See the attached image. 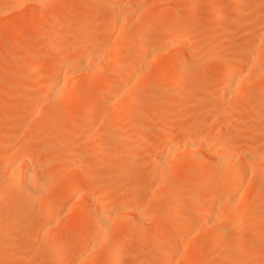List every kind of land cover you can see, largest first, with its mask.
<instances>
[{"label":"bare ground","instance_id":"6f19581e","mask_svg":"<svg viewBox=\"0 0 264 264\" xmlns=\"http://www.w3.org/2000/svg\"><path fill=\"white\" fill-rule=\"evenodd\" d=\"M49 1L52 2V0H27L26 1L29 9L32 10L33 8H36V10L38 9V12H39L36 15V17L33 16L34 18L32 17V20L31 21L29 20L30 23H27V24L33 28L36 27L39 23L42 22L40 21V17L42 19L41 12L44 11L45 12L44 15H46L47 19L49 20L45 24V30H44L43 36L44 37H48L51 35L59 36L60 31H58L57 27L51 20L52 18H54L53 16H55L54 15L55 11L53 13V11L47 10ZM161 1L159 0L157 2L160 3ZM163 1L161 2L162 4L166 3L167 6H170V7L174 6L172 7L174 10L176 9L177 3L179 0H163ZM186 1H184L185 3L183 6V9L179 12L176 9L177 11L175 10L173 12L171 11L172 13L166 12L168 14L161 13L163 15H160L159 13V15H157L158 9H155L154 11L156 12L155 17L153 16L152 18L151 15H149V13L147 14L149 16H146L144 14L147 18H145V16H144V19L142 20H140L141 17L140 19L137 18L136 21L139 19L138 22H136L134 19L135 21L134 23V21H131L133 19V16L139 17L140 14H143L144 12L146 13L145 10H150V8L152 7V2H148L151 4V5L150 4L148 5L143 0H110L108 4V8L106 10L107 19H105L106 21L104 23H101L100 25H96L95 23L92 22L91 24L88 25L87 28H85L86 27L85 24L87 22L85 23L84 21H81L80 25L76 26V28L72 29L67 34V37H65L66 35L64 36L66 39L65 41L66 43L63 41L64 42L63 46L62 45L60 46V44L53 43L51 44L50 49H46L44 46L40 45L38 48L36 47L39 51L40 49L44 51V48L47 51L46 53L38 54L37 52H33L35 50L30 49L31 45L34 44L32 42L33 40H31L30 41L31 43L28 42L27 45H24L25 48L27 49L29 48V50L33 52V53L28 52V54L26 53L29 59L25 56V51L23 49H20V50H23V54L25 56V57L24 56L21 57L20 59L22 58H24L25 60L28 59L27 63H25L27 66L26 69H29L28 72L30 73L31 71V74H32V72L36 70L38 71L40 70L39 73L38 71H36L32 75L36 76V74L38 73L36 78L35 76L34 78L35 79L40 78L41 80L34 82L35 80L33 81L32 79L34 78H32V79H29L30 82H24L25 84L21 85L20 82L22 83L23 81H27L28 79L22 81V78L26 79L25 77L27 76L25 77L19 76V78L21 79H18V81L20 82L19 84H16V86L19 89V92L21 90H20V86L18 85H21V88L23 86V88L26 89V90H23L22 88V90L24 91L22 98L25 99L26 103L27 104L33 103L35 105V107L33 108L34 110L33 121L34 122L32 121L33 125H31L30 128L27 127V130L25 129V131L22 134L24 137L18 140L19 142L12 141L13 145L11 143L12 146L11 147L9 146V148L11 149L9 151L7 150L8 153L6 154V156H1V160H0L1 162H2V159L4 160L8 157L10 158L8 159V161L10 160L11 161L9 165L7 163L8 161L6 160L5 162L4 160V162L6 163V167L8 164L9 170L8 168H6L8 171H6L5 169L6 172L2 173L0 169V172H1L0 173V229L8 228L10 230H15L17 227V222L21 219L22 215H24L22 211L19 213H14L12 215L10 213L11 212L10 207L12 205H19L22 208H27L28 210H31V208L34 207L36 203H38L40 199L42 198L44 199V203H43V207L41 208V211L39 212V218L41 221L43 220V223L47 225L46 229L41 231L43 235L42 237L43 244H46L48 240H52V241L56 240L59 237V230L62 231V229H64V227L61 229V227L59 228L57 226L58 228L55 229V231L50 230V228L53 229L54 227V226L50 227L52 220L54 219L55 216L56 217L59 216V213H57L58 211H60L61 213V210L67 206L68 209H74V211L84 212L85 210L86 212H88L87 214L88 222H89L88 226L90 224V227L86 235L81 237L77 242H74V243H71L72 241L70 237L68 236V234L65 235L61 241V244L58 247H56L55 250H53L54 254L60 255L62 253H65V252H68L70 250L77 248L80 250L78 257L76 259L77 264H89V263L102 264V261L103 260L105 261V259L107 258H109V264H117L121 258V255L119 253L120 251L119 246L126 247L132 244L133 242H139L138 250L139 251L146 250V247L143 243L144 242L147 243V241L151 239L154 240V238L156 237L155 232L152 234L150 233L149 234L148 233L134 234L133 231H136L141 225L140 218L142 217L140 216L139 208L146 206L147 209H153L155 208L156 204H154L155 202L146 203V202H142L141 200L142 206L134 207L131 205L134 202V199H132L131 200L132 203L125 202L124 204L119 205L118 207H116L115 205L116 208L111 207L112 205L110 204V198L113 194L119 193V187L118 185L113 186L112 181H111L113 180V177L110 176L109 173H107L110 169H114L113 168L114 165L112 164L113 161L108 156L110 153L102 154L100 153V151L102 150L101 146H103V144L105 145L104 143L105 139L103 138L107 137L109 139V140H106V142L111 141L113 139L108 136H110L111 134L115 132L114 127H115V123L119 121V109L120 108L121 110L126 109L137 103L138 105H140L141 103H145L146 105H151L157 102L158 103L164 102L166 103V105L167 104L171 105L172 103L171 101H174L173 100L174 98L178 99L175 96L177 92L175 94V91H174V89L178 88L176 87V83H177V86H179L180 85L179 83L182 84L181 81H183L181 80V78L186 79L185 76H189L193 72V71L191 72V69L185 70V65L189 63L192 66L198 65V61L195 60L192 55L194 51L191 52L190 50V51L184 52L186 51V48L189 47V45L186 44V41L184 40L183 41L185 45H188V47H185L183 42L181 43V39L186 40L185 38L186 33L182 27H178V28L174 27L171 29L163 30L161 32H157L158 33L157 37H155V39L156 38L157 39L156 40L154 39V41L152 37H149L147 35V32L152 31L155 23L161 22V20L165 21V19L169 18L170 14L171 16L177 15L179 18L186 21V24L191 27L201 26L199 22V17L197 16V13L201 12L200 6L194 3L193 1L191 2V0L190 1L186 0ZM22 2H25V1L23 0ZM17 3L19 5L21 2H17ZM147 5L150 6L149 9L147 8L148 7ZM14 6L15 5L7 6V7L5 6L0 7V16H2V14L7 13L9 11L8 8L9 9L14 8ZM153 7L155 6L153 5ZM161 8L162 7L160 6L159 9ZM225 17H226L225 12H219L217 11V9H212V13L208 16V20L209 21H216V20L223 21L225 20ZM130 21L133 22L134 24L130 23ZM129 23L131 25H135L134 29L136 30V33L134 32V30L128 29L129 27H131ZM27 24L26 25L19 24L18 25L19 30L21 31V30L27 29ZM234 24H238V22L234 21L232 25ZM127 29L130 31H133L134 34H136L132 36L133 32L130 33L129 31L130 35L133 37V38L128 37L129 39H132L131 42L128 40L129 43L126 41L127 38L125 37L127 36V34L124 36V32H126ZM71 40H72V43H70ZM259 43L261 44L263 43V41L262 42L260 41ZM70 44L71 46L69 47ZM157 44L159 45V47L161 45H162L161 47L165 46V49L167 48L165 52L166 51L168 53L170 51L172 53L178 52L180 53V55L175 60L173 61L170 60V62L168 61L166 62L167 58L162 57L165 55V52L163 51L164 48H162V50H159L161 52L163 51L164 53L163 52L158 53V51L155 50V47H157L156 46ZM28 45L30 46L28 47ZM261 47H257L256 48L257 51L255 50V52H251V53H247V52L245 53V51L243 52L241 51V49H239L234 54V56L229 60V64L227 68L226 69L225 67L223 68L221 76H220L219 84H218V87H216V90L211 89L212 93L209 92L210 89L207 90L208 92L206 93L207 94L210 93L208 94V96H210L209 99L204 101V99H206L207 96L204 97L203 93L201 95H196L195 97H192V98H191L192 94L189 95L190 96L189 100L191 99V102H193V104L194 102H196L197 104L196 106L197 109L195 107V110L191 114L190 117L186 116L189 113L185 114L184 112L181 115L180 113H178V111L180 112V110H182L180 108L181 105L182 107L185 106L183 105L184 103L183 101L185 98L184 99L181 98V101L178 103V105L179 104L181 105L179 106L177 105V101L179 99L175 101L174 103V105L176 104L175 107L177 108L179 107L180 110L178 108V111H177L174 106H173L174 109L172 108L170 110V107L168 106L169 110L166 109L161 113L159 119H157L155 127L153 126L151 127L150 125H148V123L146 122V118L148 119V117L147 115H145L146 118L144 119V114H142L143 112H140V114L138 113L139 115L137 114V116L143 115L142 116L143 118L140 119V117L135 116L134 119L137 117L136 119L138 121H136L135 119V121L131 123V126L133 125L134 128L136 127L137 131L133 130V128H131L132 130L130 128L129 129L131 130V132L133 131V133H139V134H136L137 136H139L138 137L139 140L140 138L144 136H148L149 138L163 139L161 144L157 146V148L154 150L155 157H153V159H155L157 163L161 165L171 163V166L172 164L175 163L174 164L175 166L177 161L181 160L180 156L181 155L184 156V157L181 156L183 157V160H182L183 162L181 161L180 165H181V168L183 165L182 169H184L185 167L186 171H181L179 164L177 166L179 167L178 169L168 168L167 166L166 167L167 169L164 167L165 169L160 171L159 176L156 175L158 176V178L160 177L158 180L154 175L157 174L158 172L157 169L159 170V167L154 169V172L152 174L154 178L158 180L159 184H160L159 181L161 178L163 179V181L164 180L170 181L171 178L172 180L173 178L174 180H176L178 178H181L187 175L191 171L195 173L194 181L185 183V185L183 186H177L174 180H173L174 185H170L169 181H167V183L165 184L168 195L172 190H175V188L178 190V195L173 201V206H172L173 209H177L183 204L187 203L181 196L182 194H184L186 190L192 191L194 196L191 198L190 202L188 201V204L191 207V212H189L188 215H174L170 221L169 232L165 230H161L160 232H156V233H159L158 239L160 243L164 242L165 237L169 233L171 237V242L169 245L168 253L169 252L173 253L174 251L176 252V250H179L178 247L182 242L184 243L186 242L187 244L188 243L190 244L194 236L198 233H200V237L204 239L205 241L204 244L208 243V245H205L202 247V245L200 244L199 252L197 251L196 253L194 252L193 255L195 254L196 255L193 256L192 258L190 257L192 256V254L187 255V256L182 255V257H184V259L186 260H183L181 256L178 257V253L174 254L175 252L173 253L174 255L172 254L173 256L170 255V253L164 254L163 256L165 257L163 258V261L161 262V264H183V261H186V264H207V263L213 264L214 263L213 261H215V259L210 263L209 262L204 263L206 260H208L209 258L208 256L211 254V253L209 254V246L211 247V245H213V242H215L216 240H221V239L223 240L226 237L237 239L242 236H246L249 232L250 226H248V223H247L249 220V217L247 216L248 218L247 219L246 216H244L245 212L243 213V211L244 210L247 211L246 209H249V207L247 206L248 207L247 208L244 205L248 204L247 202L251 201L250 200L251 198H252V201L254 202L260 201L262 200V198H264V188H263L264 186V152L261 150L262 152L260 151L259 153H251L254 151H250V150L256 148L255 146H252L253 142L252 144H249L246 142H240V144L238 143L235 145H232L229 142L232 146L242 145V147L240 148L237 147L238 151L236 150V148L232 150L234 147L232 148V146L230 147L228 143L226 144V139H225L226 137H222L219 134L221 133V131L226 130L225 125H227V123L224 120L225 115L229 114L231 111H233V114H234L233 116L235 118L240 117L242 114L244 115V112H245L244 109H243L244 111L242 110L243 111L242 114L239 113L241 111L233 110V105H236L243 98H246L247 100L249 99L247 101L248 104H251L253 101H255L254 104L251 105L252 107H249V105L246 104L249 107V109L253 108V105L255 106L256 102L257 104L260 103L259 106L261 105L260 107H263L261 111H263V114H264V86H262L261 83L257 81L258 84L252 90L251 88L253 86L251 87L249 85L250 86L249 87L247 86V83L246 84L243 83L244 81H246L247 78H249V80H252V77L254 74H255V77H259L258 75H264V48H263L264 46L262 47L263 49ZM31 48H35V47H31ZM9 49L13 50L12 48H9ZM14 49L16 52L17 48L14 47ZM180 49H181V52L183 49L184 54L183 53L181 54ZM3 50H0V52H2ZM161 54H164V55H161ZM16 56H17V53H12L10 55V59L13 60L16 58ZM18 59L19 58L17 57V60ZM9 60H7V62ZM152 62H154V64ZM151 63H152V66L154 65L153 66L154 68L150 66ZM25 64H22V65H25ZM12 65L13 63L11 64V66ZM162 66H164L163 69L165 70H160ZM2 68L3 70L7 71V75L12 76V74H8V70L6 69L7 67L6 68L2 67ZM44 70L47 71L45 75L43 74ZM162 71H165V74H167L166 76L168 80L170 78L168 77L169 76L168 74L171 73L173 75V76L171 75L172 78H170L171 80H169L170 81L169 83H171V85L162 88L159 93L157 92V90L155 91L154 89L155 92L153 95L148 94V95H151L150 97L145 96L148 92H146V94L144 93L145 95H143L142 92L147 91L144 88L145 86L143 87L142 86L143 84H141L143 83L142 81H144L145 79H142L143 78L142 77L140 78L142 81H140L139 77L142 75H144V78L148 77L149 75L145 76V74L149 72L153 73L154 76H158V75H161V73H163ZM12 72L10 71V73ZM1 73L4 75L5 78L6 77L7 79L9 77L11 78V76L8 77L7 75L4 74L3 71L0 70V74ZM29 73H27V75H29ZM100 74L101 75L103 74L104 76L108 75V77H105L102 79V82L100 81L103 86L102 87L103 89L101 88L100 90H98V89L91 88V87H94L92 85L97 84L100 80L99 77H97V79H91V78H94V76H98ZM81 75L82 77H80ZM250 75L252 76L251 78H250ZM29 76L28 78H30ZM89 76H91V78H89ZM163 76H160V77L162 78ZM160 77L159 79H161ZM9 79L7 80L8 82H9ZM163 79L165 78L163 77ZM31 80L33 82H31ZM168 80H166V82ZM155 81H158V78H155ZM162 81L165 82V80H161V82ZM135 82H136V86H138L137 84L139 85L141 84V86L135 87L134 85ZM73 83H75L76 85H74ZM152 84L154 83L152 82ZM157 84H159V82ZM242 84L243 85L245 84V85L241 87ZM16 86L15 88L17 89ZM79 86L80 87L82 86L81 89L79 88ZM76 87H78V92H79V89L81 91V94H79L80 96L78 95L80 99L78 98L77 100H76V95H75L77 91ZM146 87L149 88V86H146ZM173 87H176V88L173 89ZM239 87H240V91L238 89ZM74 88L76 89L75 91H74ZM140 88L144 91H140L141 90ZM151 90L149 89V91ZM181 91L182 90H180V92ZM8 92H9V89L7 88L6 93ZM21 92L20 94L22 95ZM72 92H75V93L72 95ZM183 92L187 93V89L185 91H182L181 93ZM186 93L185 94L183 93V95L185 96ZM72 96H75V98ZM223 96L224 97L227 96L228 98H230L231 105L229 104L228 107H225V104L223 102H222L223 104H220V105L217 104L216 99L219 97H223ZM14 99H17V97ZM189 100H188V103L186 102L187 104L191 103L189 102ZM208 100H209L208 102L209 104L206 106L205 104H207ZM104 103L106 105V108L107 107L108 108L105 111V113L102 114L100 117H98L100 115L99 114L96 117L98 120L95 121L92 118V116L94 115L96 110H98L99 107L100 109L104 107L103 106ZM120 104H121V107H119L118 109V105ZM141 106L143 107V105ZM79 107L85 108V116L82 119V121L86 126L85 127V129L87 130V131L85 130L86 133L88 134L89 130H93L92 128H95L94 131H96L95 135H97L98 141L94 138L95 136H93L94 135L93 132H91V134L93 133V135H90V137L92 136L93 140H96L95 148H94L95 150L94 151L92 150V153H90V155L88 154L89 156H87L86 153H84L85 149L83 148L80 149L82 145L78 144V140L76 141L73 138L76 141V145H75L74 143L75 141L72 138L67 140L68 136L64 135V137L68 141L67 143H69V145L71 144V146H69L70 148L68 147L67 149H71V152H70L71 154L75 153L73 154V156L75 155L74 156L75 158H73L74 161L72 159L73 162L71 164V168L72 170L77 172V174L76 176H73L68 180L67 184H69V186L71 187L68 192L64 194L48 193L49 186L54 181V175L53 173H50V174L43 173V175H39L40 174L39 170L40 168H42V166L43 167L45 166L46 160L44 162V160H42L39 156H36L37 151L36 153H34L33 145L39 142L41 146L43 145L42 146L43 148L57 147L56 144L58 145L59 141L54 139L55 137V136L53 137L54 133L58 132L59 134V132L61 131L63 135V132L65 133L68 127L71 128V125L73 123V122L71 123V120L74 118L75 115H77L76 111H78ZM50 111H54V112L56 111L58 113L59 112L61 113L62 111L71 112V114L68 115L69 117H67L68 119H70V123H71L70 126H67L65 128L66 125L65 126H63L64 124L61 125V123L63 122H60L59 125L58 123H56L58 126L61 125L60 127H56V126L52 127L53 124L56 125L53 122L50 124L52 125L51 128H48L50 126L49 124H45L44 126L45 115L46 113ZM102 112L103 111H101V113ZM258 112L260 111L258 110ZM184 114H185V117L183 116ZM210 114H214L215 116L219 115L223 119H218L220 122L218 123V120H217V122L214 124L216 126L215 129L217 128L218 133L215 130L216 135L213 136L212 134L211 137L208 138V137L203 136L204 134L202 133V130L200 131V129H202V126H205V125H202L203 123H205L202 117L204 118L205 116H208ZM258 114L261 115L262 113H257V115ZM262 115H261V118L262 117L264 118V115L263 116ZM219 116H217V118H220ZM246 116H244V118H247ZM250 116L246 119L247 121L252 119ZM252 120L256 121L257 119L254 118ZM95 122H96V125H94ZM46 125H49V126L46 127ZM96 126H97V129H96ZM124 126H126V124ZM124 126L123 127L120 126V127L124 129ZM71 129L73 130V128ZM112 130H114V132ZM2 131L4 132L3 129ZM198 131H200L201 133L198 134ZM66 132L69 133V130H67ZM129 132H130L129 130L128 132L125 131L124 135L125 133H128V138L130 137L128 140L130 142V139H131V143H132L133 140L136 139V137H134L132 140L133 133H131L132 135H130ZM86 133H82V134L86 136L85 135ZM58 134H56V136ZM177 134L180 135V139H181L179 144L175 143L176 140H180ZM200 134L202 135V137ZM121 136H122V132H121L120 137ZM174 136L178 137V139L172 142V138ZM57 138L61 139V142H62V143H59V145L65 144L63 143L65 139L62 141L63 138L59 136ZM126 138L127 136L125 135L124 139ZM240 138H243L242 141L244 140L246 141L248 138L251 139L248 136L247 138L246 136L245 137L243 136ZM117 139H119L118 140L119 142L121 138L117 137L113 141L115 142ZM69 140L73 142L71 143ZM128 140L125 141V143L128 142ZM239 141H241V139ZM114 142L111 141L109 143V147L107 146V148H110L109 150L111 151V153L116 154L117 153L116 148H118L117 145H119L121 150L120 149L118 150V154L121 155L123 153L122 155L129 156V155L136 154V152L134 151H135V148L137 150V147H139L138 143L140 141L136 142L135 140L134 144L132 143L133 145L129 147L125 143L115 144ZM67 143L64 145L65 149H66ZM121 145H124V146L126 145L130 149L123 150L124 148L121 147ZM228 145L229 147H227ZM181 147L184 150L188 151L186 152L187 155L189 154L187 158H186V155H184L185 153L181 154V151L183 150L179 152ZM98 148H101L99 153L97 150ZM77 149L80 151H78ZM56 150H57L56 153L53 151L55 154H57L58 152V149ZM72 150H75V152ZM197 150L198 151L200 150L203 152L205 156L203 160L198 159L199 156L197 155L198 152L196 153ZM178 154H181V155L179 156ZM195 155L198 157H195ZM54 156L55 155H53L52 158ZM89 158H90V161L94 160L93 162L95 163V167L92 170L90 167V170H87V171L89 172L94 171L95 173L96 171H102L104 173V176L100 180L98 179L99 177L98 178L96 177V179L99 181L93 182V183H85L82 178V177H89L91 172L85 173V175L80 174V172L83 171V167L85 165L84 163L86 159L89 160ZM91 158H93V160H91ZM53 160H55L56 162V159H53ZM51 164H53V162ZM4 165L5 164H3V166ZM55 169L57 168H54L52 170L55 171ZM78 173L80 174L79 176H78ZM93 174L91 175V177H89L90 179H92V181L93 179H95V178H92ZM223 178H227L228 180H225V179L223 180ZM211 179H215V182L211 183L210 182ZM254 180H258L257 184L255 183L256 181L254 182ZM158 183L155 182V185ZM162 185H161L162 190H165L164 185L163 186ZM153 186H154V183H153ZM81 187L85 191L87 190L89 192L88 198L87 199L85 198L86 200L83 202H79L78 198H82L83 200L84 197L83 196L81 197V195H83L82 191L84 190H81V194L76 193V192H80L79 189L77 188H81ZM199 192H205L206 196L203 198H198L196 194ZM75 194L79 196L77 197ZM74 195H75V199H73ZM72 200H74V203L70 204ZM115 201L117 202V200ZM221 204H224L223 206L230 204L231 207L229 205L228 206L232 209V213H225V211L221 212V209H220L222 207ZM254 204L252 203L251 204L252 206L249 205L252 208L249 209L248 211L251 213L250 217L254 221L252 223L254 224V226L252 227L253 231H255L257 234H260L261 232L264 231V205H259L258 211H257L258 205H256L255 214H253L250 210L253 209ZM241 205H243L242 206L243 208H241ZM260 206L261 207L263 206V207L261 208ZM165 209L166 207L164 208V210ZM241 211L243 214H241ZM248 211L246 212L248 213L246 215H249ZM138 212H139V215H138ZM164 213H163V216L161 217V220L165 222L167 221V216ZM128 214L130 216L134 214L135 218H133L132 221H129L130 219L129 220L126 219L127 220L126 221L124 220V218L123 219L120 218V216L130 217L128 216ZM242 215L246 219L245 221L243 220L244 218L242 219ZM54 220L52 223H54ZM196 226H198V228L196 229V233H195ZM120 228L122 231L121 232L117 231V229H120ZM37 237L38 235L35 236L36 239ZM35 238H34V241H35ZM38 239L37 241L39 242ZM5 242L3 239H0V246L5 247V244H6ZM91 242L94 243L95 246H97L96 243L98 244L101 243L100 245L103 247V252H104L102 255L103 257H99L96 255L94 259V256H93L94 254H93L92 255L93 259H91V255H90L91 248L95 247L94 245L93 247H90ZM44 246H45L43 247L44 251H42V253L45 252V250L52 251L50 245H49V249H47L46 245ZM260 249L262 250V248ZM2 250L4 251V248ZM216 251L217 249L214 251V255ZM219 251L221 250L219 249ZM26 252L28 255L31 251L30 252L26 251ZM222 253H223V256L221 255ZM222 253H220V256L222 257L221 258L219 257L220 259L216 258V261L214 264H229L230 263L229 257H225L226 254H224V252ZM54 254L50 253L47 255L51 256ZM23 255H26V254H23ZM44 255H46V252L42 256ZM175 255H177V257L179 258L178 259L179 261H177L176 259L174 261V258H176ZM96 257L98 259L101 258V260H98V259L96 260ZM232 257H234V255ZM261 257H259V259ZM42 258L47 259L45 256ZM187 258H189V260ZM240 258L241 260H243L242 256ZM45 259H44V263H47L48 261L47 264H51L49 263V260H45ZM49 259L51 258L49 257ZM5 260L7 259L5 258ZM251 260L249 262L251 264L254 263ZM180 261L181 263H179ZM235 261H237L236 258H235ZM6 262H4L3 264H5ZM254 264H256V262Z\"/></svg>","mask_w":264,"mask_h":264},{"label":"rangeland","instance_id":"374dc122","mask_svg":"<svg viewBox=\"0 0 264 264\" xmlns=\"http://www.w3.org/2000/svg\"><path fill=\"white\" fill-rule=\"evenodd\" d=\"M22 1L23 0H8V1L7 0H0V7H4V6L7 7V6H11V5L16 6V7L14 6V8H10V9L8 8L9 11L7 13L4 12L5 14H2V16H0V48H1L0 50L5 49L2 52H0V70L3 71L5 75H7V71L3 70V68H2V67H5V68L7 67L6 69L8 70V74H12V76L7 75L8 77L11 76V78L9 77L10 79L8 78L9 82L7 81L8 80L7 77L5 78L2 73L0 74V75H2V76H0V78H1V80H0V106L3 108L2 109L0 107V110H1V112H0V160H1V156H6L8 151L11 149V148H9V146L11 147L13 145L14 141L19 142L18 140H20L21 138L24 137L22 134L25 131V129L27 130V127L30 128L34 122L33 121V118H34L33 108L35 107V105L33 103L27 104L25 99L22 98L23 94H24L23 90H26V89L23 88V86H22V88H23V90H22L21 85L25 84L24 82H30L29 79H32L35 76V75L33 76L32 74H34L38 70L32 72V74H31V71L29 73L28 72L29 69H26L27 66L25 63H27V60L29 59L27 57L28 55H26V53L28 54V52H32V51L29 50V48L28 49L25 48L24 45H27L28 42L31 43L30 41L33 40L32 42L34 44L32 43L33 45H31V47H35V48L30 47V49L35 50L33 52H37L38 54L46 53L47 50H45V48L50 49L51 44H53V43L60 44V46L61 45L63 46L64 42L66 41L65 37H67V34L72 29L76 28V26L80 25L81 21H84L85 23L87 22L85 24V26H86L85 28H87L88 25L91 24L92 22L95 23L96 25H100L101 23H104L106 21L105 19H107L106 10L108 8V4H109L110 0H52V2L49 1L47 10L53 11V13L55 11V13H54L55 16H53L54 18H52L51 20L55 24V26L57 27L58 31H60V32H59V36L51 35L48 37L43 36L44 30H45V24L49 20V19H47V16L44 15L45 12L44 11L41 12L42 19L40 17V21H42V22L33 28L30 25H28L27 23H30L29 20L31 21L33 16L36 17V15L39 13L38 9L37 10H36V8H33L34 10L29 9V7L27 6V3H26L27 0H24L25 2H22ZM143 1L146 2V4H148V5L150 4L148 2H152V7L150 8V10H145L146 13L143 11L144 13L140 14L139 17L133 16V19L131 21H134V19L136 21V19L137 18L140 19V17H141L140 20H142V19H144L145 15L146 16L151 15V17L153 18V16L154 17L156 16V14H155L156 12H154L155 9H158L157 15H159V13H160V15H163L161 13L168 14L166 12L170 13L171 11L173 12L174 10L175 11L178 10V12H179L183 9L184 3H185L184 1H186V0H179L178 1L177 7H176L177 10L176 9L173 10L172 7H174V6L170 7V6H167L166 3L162 4L161 2L163 0L162 1L160 0L161 4L159 2H157L159 0H148V1L143 0ZM192 1L194 3H196L197 5H199L201 8V12L197 13V16L199 17V22H200L201 26L191 27V26L186 24V21L179 18L177 15L171 16V14H170L169 18L165 19V21L161 20V22L155 23L154 28L152 29L151 32H147V35L149 37H152V39L154 41L155 37H157V34H158L157 32H161L163 30L171 29L174 27L175 28L182 27L186 33V36H185L186 40L181 39V43L182 42L184 43V41H186V44L189 45V47H188V45H185V43H184L185 47H188V48H186V51H184V52H187L190 50H191V52L194 51L192 53V55H193L194 59L198 61V65L192 66V65H190V63L185 65V70L191 69V72L192 71L193 72L191 73V75L185 76L186 79L181 78V80H183L184 82L181 81L182 84L179 83L180 88H179V86H177V83H176V87H178V88L173 87V89L176 88V89H174L175 94L177 92V94H179L180 96L176 94L175 96L179 100L174 98L173 99L174 101H171L172 102L171 105H168V104L166 105V103H164V102H162V103L157 102V103L151 104V105H146L145 103H141V104L139 103L140 105H138V103H137V104L130 106L129 108L122 109V110H121V108L119 109V107H121V104L118 105L119 121L117 123H115V127H114L115 132H114V130H112L114 133L113 134L110 133L111 135L108 136L110 138H113L111 140L112 142H114L113 140H115L117 137L121 138L120 139L121 142L120 141L118 142L119 139H117L114 142L115 144H117V143L123 144V143H125V141H127L130 138V137L128 138V133H125L127 138L124 139V137H125L124 132L125 131L128 132V130H129L130 135H132L131 133H133V131L131 132V130H132L131 128H133V130H136V127L134 128L133 125L131 126V123H133L137 117H140V119L143 118L142 117L143 115L137 116V114L138 113L140 114V112H143L142 114H144V119L146 118L145 115H147L148 119L146 118V122L148 123V125H150L151 127L152 126L155 127L157 119H159L161 113L164 110H166V109L169 110V107H170V110L172 108L174 109V107L176 106V104L174 105L175 101L178 100L177 101V105H178V103L181 101V98L182 99L185 98L184 101L182 100L185 103V104L183 103V105H185V106L182 107V105L179 104V105H181L180 108L182 110H180L179 107L178 108H179L180 112L178 111L177 107H175V109L178 111V113H180V115L183 114L184 112H185V114L189 113L186 116L190 117L191 114L194 112L197 104H196V102H194V104H193V102H191V99L189 100V98H190L189 95L194 94L193 96L191 95V98H192V97H195L196 95H201L203 93L204 97H206V96L208 97V98L206 97V99H204V101H206L207 99L210 98V96H208V94L212 93V90H216V87H218L220 76H221L223 68L224 67H225V69L227 68V66L229 64V60L234 56V54L239 49H241V51H243V52L245 51V53L246 52L251 53V52H255L257 47H261V46L263 47L264 46V31H263L264 30V0H191V2ZM10 2H12V3H10ZM17 2H21V3L18 5ZM153 5L155 7H153ZM156 5H158V6H156ZM160 6L162 7L161 9H159ZM149 7L150 6H148L147 8L149 9ZM212 9H217V11H219V12H225V14H226L225 20H223V21H219V20L209 21L208 16L212 13ZM148 13H149V15H147ZM146 16H145V18H147ZM139 19L136 22H138ZM131 21H130V23H133ZM135 21H134V23H135ZM234 21L238 22V24L232 25V23ZM19 24H25V25L27 24V29L20 31L19 26H18ZM130 26L131 27H129L128 29H132L136 33V30L134 29L135 25L130 24ZM59 27H60V29H59ZM128 29L126 32H124V36L127 34V36H125L127 39L126 38L125 39L129 43V41L130 42L132 41V39H129V38H131L133 35H136V34H134L133 31H130ZM129 31H130V33L133 32L132 36L130 35ZM62 35H63V37H62ZM260 41L261 42L263 41V43L260 44L259 43ZM70 43H72V40L70 41ZM40 45L45 47L44 51L42 49H40V51L37 49ZM117 45H119V44H117ZM29 46L30 45H28V47ZM70 46H71V44L69 45V47ZM156 46L157 47H155V50H157L158 53L161 52L159 50H162V48H164V50H163L164 52L167 49V48L165 49V46L161 47L162 45L160 46L161 48L159 47L158 44ZM14 47L17 48L16 52H15ZM9 48H12L14 51L10 50ZM156 48H158V49H156ZM20 49H23L25 51V56L28 58L27 60H25L24 58H22L24 61L22 59H20L21 57L24 56L23 50H20ZM166 52H165V55L161 54V55H164L162 57L167 58L166 62L167 61L170 62V60L173 61L180 55V53H178V52L177 53H172L171 51H170L171 53L170 52L166 53ZM180 52H181V49H180ZM184 52L182 49L181 54L182 53L184 54ZM12 53H17L16 58L13 60L10 59V55ZM158 53H157V55H158ZM159 56H160V54H159ZM17 57L19 58L18 60H17ZM9 59L11 60V62ZM7 60H9V61L7 62ZM10 63L11 64L13 63V65L11 66ZM152 63L154 64V62H152ZM152 63L150 66H152ZM22 64H25V65H22ZM21 65L23 68L21 67ZM153 66H152V68H154ZM163 68H164V66H162L160 70H165ZM10 71L11 72L13 71V72L10 73ZM39 72H40V70L38 71V73ZM162 72L163 73L159 72V73H161V75H158V76H154L153 73L149 72V73L145 74V76L149 75L148 77L144 78V75L139 77V79L142 77H143L142 79H145L144 81H142L140 79V81L143 82V83H141V84H143L142 86L143 87L145 86L144 88H145V90H147L145 92H142L143 95H145L146 92H148L145 96L150 97L151 95H148V94L153 95L156 90L159 93L162 88L171 85V83H169L170 82L169 80H171L170 78H172L173 75L171 73H169L168 77H170V78L168 80L167 76H166L167 74H165V71H162ZM27 73H29L30 76L27 75ZM45 73H47V71L44 70L43 74L45 75ZM37 74H36V76H37ZM103 74L102 75L100 74L98 76H94V78H91V76H89V78H91V79H97V77H99V79H100L99 82L95 85H92L94 87H91V88L100 90L103 87L101 84L102 79L105 77H108V75L104 76ZM251 75H250V78L252 77ZM19 76H21V77L27 76V77H25L26 79L22 78V81L27 80V79L28 80L23 81L21 83L20 81H18V79H21V78H19ZM28 76L30 78H28ZM36 76H35V78H36ZM160 76H163L165 79H163V77L161 78ZM256 76H257V74H256ZM258 76L259 77H255V74H254L252 77V80H249V78H247L246 81H244L243 83H245V84L247 83V86H249V85L251 87L253 86L251 88L252 90L258 84L257 81L259 83H261L262 86H264V75H258ZM80 77H82V75ZM159 77L161 79H159ZM4 78L6 81L4 80ZM35 78L32 79L33 81L35 80L34 82L41 80L40 78H37V79H35ZM155 78H158V81H155ZM10 80H11V82H10ZM32 80H31V82H33ZM161 80H165V82H163V81L161 82ZM166 80H168V81L166 82ZM151 81L154 84H152ZM250 81H252V82H250ZM19 82L21 85H18V86H20V90L22 91V92L21 91L20 92L22 93V95L20 94L19 89L16 86V84H19ZM136 82L134 84L135 87L141 86V84L140 85L137 84L138 86H136ZM158 82L160 85L157 84ZM75 83H73V84L76 85ZM162 83H164V84H162ZM9 84H11V85H9ZM12 84H13V86H12ZM244 85L242 84L241 87H243ZM11 86H12V88H11ZM15 86L17 87L18 90L15 88ZM146 86H149V88H147ZM172 86H174V85H172ZM81 87L79 86L80 89H81ZM187 87H189V88H187ZM5 88L6 89L8 88L10 93L9 92L6 93ZM76 88H77L76 93L72 92V95L75 93L76 100H77L80 96L79 94H81V91L79 89V92H78V87H76ZM149 89L150 90L152 89L153 91L152 90L151 91L153 93L151 91H149ZM154 89H155V91H154ZM186 89H187V93L183 92L184 94L186 93V95L184 96L183 93H181V92L185 91ZM192 89H194V90H192ZM208 89H210L209 90L210 93L207 94L206 92H208L207 91ZM238 89L240 91V87ZM238 89H237V91H238ZM75 90L76 89L74 88V91ZM180 90H182V91L180 92ZM140 91H144V90L141 89ZM2 94H3V96H2ZM181 94L184 97H182ZM18 96L19 97L21 96V97L19 98ZM7 97H8V99H7ZM16 97H17V99H14ZM72 97L75 98V96H72ZM219 98L216 99L218 105L224 103L225 107L229 106L230 98H228L227 96H225V97L223 96V97H219ZM188 100L191 103L187 104ZM248 100L246 98H243L236 105H233V110L234 111H241V112H239L241 114L244 110H245V112L247 109L248 110H247L246 114L244 112V115L242 114L240 117H237V118H235L233 116L234 115L233 111H231L229 114L225 115L224 120L228 126L225 125L226 130L221 131V133L219 135L222 137H226L225 138L226 144L228 143L230 145V147L232 145H235L238 143L240 144V142H246L249 144H252V142H253L252 146H255L256 148L251 149L250 151H254L251 153H259L261 150L264 152V144H262V143H264V118L263 117L261 118V115L263 114V111H261V109L263 107H260L261 106V105L259 106L260 103L257 104V102H256L255 106L253 105V108L249 109V107H252L251 105L254 104L255 101H253L251 104H248L247 103ZM208 102H209V100L207 101V104H205V103L204 104L207 106L209 104ZM246 104L249 105V107ZM141 105H143V107ZM190 105H191V107H190ZM257 105H258V107H257ZM103 106L104 107H102V109H100V107H99L98 110H96V112L92 116V118L95 121L98 120L96 117L99 114L100 115L98 117H100L102 114H104L105 111L107 110L108 107L106 108L105 103L103 104ZM83 108L79 107L78 111H76L77 115H75L74 118L71 120V123L73 122L71 125V128H73L74 131L70 127H68V128H70V129L67 128V130H69V133L66 132L67 130L65 131V133L63 132V135H62L61 131L59 132V134H58V132H55L58 135L56 136V134L54 133L53 137L55 136L54 139L58 140L59 143H62V142H61V139L57 138L58 136L63 138L62 141L65 139L63 142L65 144L68 142L67 140L70 138H72V139L74 138L76 141L78 140V144L82 145L81 148L80 147L79 148L85 149L84 153H86V155L89 156L90 153H92V150L93 151L95 150L94 149L95 143H96V140L98 141V139H97V135H95V132H96V131H94L95 128H92L93 130H89L88 134L86 133V131H87L85 129L86 126L82 121V119L85 116V108L84 109ZM196 109H197V107H196ZM252 109H254V110H252ZM258 110L260 112H258ZM101 111H103V112L101 113ZM50 112L46 113V115H45L44 126H45V124L50 125L52 122L55 124L58 123V125L60 122H63V123H61V125L62 124H64L63 126L66 125L65 128L67 126H70V124H71L70 119H68L67 117H69L68 115H70L71 112H69V111H62L61 113L60 112L58 113L56 111L55 112L50 111ZM257 113H262V114L257 115ZM185 114L183 115L184 117H185ZM135 116H137V117L134 119ZM217 116H219V115L215 116L214 114H210L208 116H205L204 117L205 119L202 117L203 121L205 122L202 125H205V126H202V129H200V131L202 130L204 137L210 138L212 134H213V136L216 135L215 132L217 131V128L215 129L216 126L214 124L217 122L218 119H223L220 116H219L220 118H217ZM244 116H246L247 118L250 116L252 119L255 118V119H257L256 120L257 122L252 120V119H251L252 121L251 120L247 121L246 120L247 118H244ZM64 117H65V119H64ZM74 119H75V121H74ZM136 121H138V120L136 119ZM221 121H223V120H221ZM219 122L220 121L218 120V123ZM129 123H130V125H129ZM125 124H126V126H124ZM49 125H46V127H48ZM58 125L53 124V126L50 125L48 128H51V126L52 127H54V126L60 127L61 126V125L60 126H58ZM94 125H96V122ZM122 125L124 126V129L121 128V127H123ZM2 129L4 130V132L2 131ZM96 129H97V126H96ZM75 130H76V132H75ZM5 131H7V132H5ZM83 131H85V132H83ZM120 131L122 132L121 137H120V135H121ZM200 131H198V134L201 133ZM73 132H75V133H73ZM91 132H93L94 135H93V133L91 134ZM82 133H86L85 134L86 136H84ZM217 133H218V131H217ZM115 134H117V135H115ZM136 134H139V133H133L132 140L134 137H136V139H135L136 142H139V141L140 142L138 143L139 147H137V150L135 148L134 152H136V154L133 153L135 155H129V156L128 155H122L123 153L121 155H119L118 150L119 149L121 150L119 145H117L118 148H116L117 153L116 152H115L116 154L111 153V151L109 150L110 148H107V146L109 147V143L111 141L106 142V140H109L107 137H106L107 139L103 138V139H105L104 140L105 145L103 144V146H101L103 151L102 150L100 151L101 148L97 149L98 153H99V151L102 154H105V153L109 154L110 153L108 156L112 159V161H113L112 164L114 165L113 166L114 169H110L109 170L110 172L108 171L107 173H109V175L113 177V180H111L113 186L118 185L119 193L118 194L115 193L111 196V198H110V204L112 205L111 207H115V205H116V207H118L119 205H122L125 202H128V203L131 202L132 203V201H131L132 199H134V202H133V204H131V203L130 204L134 207L142 206V202H146V203L147 202H155L154 204H156L155 208H153V209H147L146 206H145L146 208L145 207L139 208L140 216L142 217V218H140L141 225L136 231H133L134 234H141V233L152 234L155 232L156 237L154 238V240L153 239L148 240L147 243L142 242L146 247V250H144V251L138 250L139 242H133L132 244H130L126 247L125 246H119V250H120L119 253L121 255V258L117 264H161V262L163 261V258L165 257L163 255L168 253L169 245L171 242V237L168 233L164 239V242L160 243L159 239H158L159 233H156V232H160L161 230H165V231L169 232L170 221L174 215H188L189 212H191V207L188 204V201L189 202L191 201V198L194 196V194L192 191L186 190L184 192V194H182L181 196L187 203L183 204L182 206H180L177 209H173L172 208L173 201L178 195V190L175 188V190H172L168 195L167 194V188L165 187V184L169 180L163 181V179L161 178L159 181L160 182V184H159L158 180L160 177L158 178V176H159L160 171L164 170L167 166H168V168H175V169L177 168L178 169L179 167H177V166H178V164L179 165L181 164V161L183 160V157H184L181 154L185 153L184 155H186V158L189 156V154L187 155L186 152H188V151L184 150L181 147L179 152L181 150H183V151H181V154H178V155L179 156L181 155L183 157L180 156L181 160H178L180 163L177 161L175 166H174L175 163L172 164V166H171V163L161 165V164L157 163V161H155V159H153V157H155V154H154L155 151L154 150L157 148V146H159L161 144L163 139H161V138H149L148 136H144V137L140 138V140H139V138H138L139 136H137ZM64 135L68 136L69 138L67 137V140H66ZM90 135L95 136L94 138L96 140H93L92 136L90 137ZM177 135L179 136V139H180V135L179 134H177ZM243 136L244 137L246 136V138L248 136L252 140L248 138L246 141L245 140L242 141L243 138H240V137H243ZM201 137H202V135H201ZM176 139H178V137L174 136L172 138V142L175 141ZM240 139H241V141H239ZM135 140H133V142H132L133 144H134ZM76 141L74 142L75 145H76ZM176 141H175V143L179 144L181 139L176 140ZM232 142H234V143H232ZM11 143H12V145H11ZM59 143H58V145L56 144L57 147H54V148H43L42 147L43 145L41 146V144L38 142V143H35L33 145V147H34L33 151H34V153H36V151H37L36 156H39L42 160H44V162L46 160L45 166L44 167L42 166V168H40V170H39L40 174H39V172H38V174L43 175V173L44 174L53 173V175H54V181L49 186V189H48L49 192L48 193L64 194V193L68 192L71 188L69 186V184H67L68 180L71 177L76 176L77 172H75L71 168V164L74 161L73 158H75L74 157L75 155L73 156V154H75V153L71 154L70 153L71 149H67L69 146H71V144L69 145V143H67L66 149H65V146H64L65 144L59 145ZM132 143H131V139H130V142L128 140V142H126L125 144H127L129 147V146L133 145ZM229 145L227 147H229ZM121 147L124 148V149L122 148L123 150H125V149L129 150L130 149L126 145L125 146L121 145ZM237 147L240 148V147H242V145L232 146L233 149L232 148L231 149L234 150L236 148V150L238 151ZM56 149H58L57 154H55L57 151ZM72 151L75 152V150H72ZM78 151H80V150H78ZM67 152L70 154H68ZM196 153L199 156V158H198L199 160H203L205 158L202 151L197 150ZM153 154H154V156H153ZM53 155H55V156L57 155V156L56 157L54 156L52 158ZM48 156H50L52 159ZM131 156H133V157H131ZM198 156L195 155V157H198ZM60 157H61V159H60ZM8 159H10V158L8 157V158L4 159L5 162H6V160L8 161ZM53 159H56V162ZM72 159H73V161H72ZM4 160L2 159L3 163L0 161V164L2 163L1 164L2 166L0 165V167H1L0 169H1L2 173L3 172L5 173L6 171L9 170L8 164L10 165V161H11L10 160L7 162L8 164L6 167V163L4 162ZM83 160H84V158H83ZM91 160H93V158H91ZM93 161H90V158H89V160L86 159V161L84 163L85 165L83 167V171H81L80 174L85 175V173H88L89 171H87V170H90V167H91V170L94 169L95 163ZM52 162H53V164H51ZM3 164H5L4 165L5 167L3 166ZM158 167H159V170L157 169L158 172H157V174L154 175L158 179L157 180L156 178H154L152 173L154 172V169H156ZM6 168H8V170ZM54 168H57V169H55V171H53L52 169H54ZM180 168H181V165H180ZM182 168H183V165H182ZM182 168H181V171H186L185 167H184V169H182ZM5 169H6V171H5ZM93 173H95V172L94 171L91 172L89 177H91V175ZM80 174L78 173V176ZM156 175H158V176H156ZM103 176H104V173L102 171H96V173L93 174L92 178L96 179V177L97 178L99 177L98 179L100 180ZM89 177H82L85 183H93V182L99 181L97 179H96V181H95V179H93V181H92V179H90ZM118 177H119V179H118ZM115 179H117V180H115ZM155 179H156V181H155ZM194 179H195V173H193V171H191L187 175H185L181 178H178L176 180H174V178H173V180L175 181V184L177 186H183V185H185V183H189V182L194 181ZM224 179L228 180L227 178H223V180ZM173 180L171 178V180L169 181L170 185H174ZM152 181L154 183V186H153ZM257 181L258 180H254V182L256 184H257ZM155 182H157L159 185L158 184L155 185ZM210 182L214 183L215 179H211ZM123 183H125V184H123ZM162 184L164 185L165 190H162V188H161ZM263 188H264V186H263ZM77 189H79V191H80V192H76L77 194L78 193L81 194V190H84L82 187L77 188ZM88 193L89 192L87 190L82 191L83 195H81V197L83 196L84 198H83V200H82V198H78V201L79 202L85 201L89 196ZM77 194H75V195L77 196ZM75 195H74L73 199H75ZM139 195H140V197H139ZM196 195L198 198H203L206 196V193L205 192H199ZM80 199H81V201H80ZM115 200H117V202ZM141 200H142V202H141ZM250 200L252 201V198ZM113 201H115V202H113ZM251 201L247 202L248 204L244 203L245 205L244 204L243 205L246 207L248 206L249 209H251L252 208V207H250V206H252L251 204L255 203L254 204L255 207L253 205V209H252L254 212L252 210H250L253 214H255L256 205H258L257 206V211H258L259 205H264V198H262V200L257 201V202H254V201L251 202ZM43 203H44V199L41 198L40 201L38 203H36V205L34 207L31 208V210H28L27 208H22L19 205H12L10 207V210H11L10 213L12 215L14 213H19L21 211L23 212L24 215H22L21 219L17 222V227L15 230H10L8 228L0 229V236H1L0 239H3L4 242L7 240L5 242L6 243L5 247L0 246V264H3L6 261H7L6 262L7 264H47L48 261H47V263H44L45 258H42L44 256L47 258L45 260H49V263H51V264H77L76 259L78 257L79 252H80L79 249L75 248L73 250L62 253L60 255L54 254L53 250H55V248L61 244L63 237L67 234L72 241L71 243L77 242L81 237L86 235V233L90 227V224L88 226V223H89L88 222V215H87L88 212H86L85 210H84V212L74 211V209H68L67 206L61 210V213H60V211H58L57 213H59V216H57V217L55 216L56 219L54 217V219H55V220L53 219L54 223H52L53 222V220H52L50 227H52V226H54V227H53V229L50 228V230L55 231V229H57L58 227L59 228L61 227V229L64 227V229H62V231L59 230V237L56 240H53V241L48 240L46 244H43L42 243L43 235H42L41 231L45 230L47 227V225L45 223H43V220L41 221L39 218V212L41 211V208L43 207ZM73 203H74V200H72L70 202V204H73ZM223 205L224 204H221L222 207L220 206L221 212L225 211V213H232V209L230 208L231 207L230 204H227V205L225 204L226 206H223ZM243 205H241V208H243L242 207ZM165 207H166V209L164 210ZM249 209H246V210L248 211ZM247 211L244 210L243 213L245 212L244 216H246V218L248 216L249 220H250V221L248 220V222H247L248 226H250L248 234L246 236H242V237L237 238V239H233L231 237H226L223 240L222 239L216 240L217 243L215 241V242H213V245L210 244L211 247L209 246V254L211 253L210 254L211 256L209 255L208 260H206L204 263H206V262L210 263L214 259L216 261V258H219V257L221 258L223 256L222 252H224V254H226L225 257H229V260H230L229 264H236V263L237 264L238 263H240V264H251L249 261L251 260L252 257H254V258H252L251 261H253L254 263L256 262V264H264V231L261 232L260 234H257L255 231H253L252 227L254 226V224H252V223L254 221L250 217L251 213L249 211H248L249 215H246V214H248V213H246ZM139 212H138V215H139ZM163 213L166 214V216H167V221H165V222L161 220ZM243 213L241 211V214H243ZM23 216H25V217H23ZM128 216H130V215L128 214ZM120 218H122V219L124 218V220L130 219L129 221H132L133 218H135V215L133 214L130 217L120 216ZM137 218H139V217H137ZM243 218L244 217L242 215V219ZM243 220L245 221L246 219L244 218ZM56 222H58V223H56ZM59 224H61V225H59ZM197 228H198V226L195 227V233H196ZM15 231H16V233H15ZM117 231L121 232L122 230L120 228V229H117ZM36 235H38L37 239L39 238L38 239L39 242L35 238ZM196 235L194 236V238L192 239L190 244L189 243L187 244L186 242L185 243L182 242L180 244L181 246L179 245V247H178L179 250H176V252L174 251L175 253L174 252L173 253L174 254L178 253V257L181 256V258H183V260H186V259H184V257H182V255L187 256V255L192 254V256H190L191 258L193 256H195L196 254L195 255H193V254H194V252L196 253V251L199 252L200 244L202 245V247L205 245H208V243L204 244L205 241L202 237H200V233H198ZM34 238H35V241H34ZM96 244H97V246H95L94 243H92V242L90 243V247H93V245L95 246L94 248H91V252H90L91 253L90 254L91 259H93V256L95 259L96 255L99 257H103L102 255L104 252H103V247L100 245L101 243L100 244L96 243ZM182 244H184V245H182ZM44 245L47 246V249H49V245H50L52 251L51 250H45L46 255L42 256L43 254H45V252L42 253V251H44L43 250V247H45ZM222 246H224L225 248ZM218 247H220V248H218ZM230 247H231V249H230ZM3 248H4V251L2 250ZM260 248H262V250ZM216 249H217V251L214 255V251ZM219 249L221 251H219ZM26 251H29V252L31 251V252L27 255ZM50 253H52L54 255H51L52 257L48 256L47 254H50ZM173 253H170V255H172ZM179 253H180V255H179ZM220 253H222L221 254L222 256H220ZM23 254H26L27 256L23 255ZM6 255H7V257H6ZM233 255H234V257H232ZM175 256H176V258H174V261H175V259L177 261H179L178 260L179 258L177 257V255H175ZM241 256H242L243 260L246 258V256H247V258L243 261L240 258ZM255 256H256V258H255ZM49 257L51 259H49ZM259 257H261V258L259 259ZM5 258L7 260H5ZM235 258L237 259V261H235ZM97 259L98 258L96 257V260ZM187 259L189 260V258H187ZM41 260H43V261H41ZM98 260H101V258H99ZM180 260H182V259H180ZM215 261H213V262L215 263ZM241 261H242V263H241ZM100 263H101V261H100ZM103 263L109 264V258L105 259V261L103 260L102 264ZM179 263H181V261ZM184 263L186 264V261H183V264ZM254 263H252V264H254ZM89 264H91V263H89Z\"/></svg>","mask_w":264,"mask_h":264}]
</instances>
